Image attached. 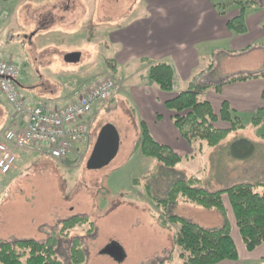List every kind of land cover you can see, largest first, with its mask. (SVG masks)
<instances>
[{
    "label": "rangeland",
    "instance_id": "rangeland-1",
    "mask_svg": "<svg viewBox=\"0 0 264 264\" xmlns=\"http://www.w3.org/2000/svg\"><path fill=\"white\" fill-rule=\"evenodd\" d=\"M144 1L147 0H0V58L20 66L18 82L22 78L23 87L31 86L45 100L56 97L54 102L59 106L99 80L110 79L116 86L111 100L92 114L90 137L78 144L68 158L52 160L41 154L47 153L46 149L30 157L23 152L18 168L8 176H0V243L53 238L57 243L55 257L64 264H74L70 257L74 242H79L85 252L82 264H181L183 251L176 242L179 225L171 223L169 216L176 215L208 230L221 228L228 219L240 264H257L262 260L261 250L243 259L245 247L227 199L226 216L182 199L167 214L156 206L155 200L165 199L175 182L190 176L199 179V186L209 192L235 184L264 182V124L255 126L251 114H239L245 129L231 133L219 146L208 148L200 143L190 145L181 138L178 142V132L168 117L157 125L153 123L151 113L159 106L144 92L139 97L138 90L146 87L141 61L125 57L116 60L114 44L105 31L112 32L121 20L126 23L130 18H143L149 11ZM217 1L234 12L239 9L237 3L249 4L253 24L264 11V0ZM263 29L255 30L248 38L256 51L236 53L229 65L216 52L226 49L225 45L212 47L210 55L214 57L204 64L205 69L214 65L212 80L249 74L255 69L264 72V54L258 49L264 45V40L259 39ZM73 53L81 54L80 61L67 63L65 57ZM251 64L256 65L250 68ZM130 73L132 80L118 83L129 79ZM215 84L219 83L210 85ZM200 98L206 100L207 95ZM218 102L213 104L217 111ZM143 120L157 142L182 157L176 167L166 168L136 150ZM106 124L114 125L120 134L118 156L101 170H88L87 161ZM238 138L259 146L246 163L228 160L230 145ZM72 217H88L90 222L62 236L61 223ZM113 244L122 249L121 259L105 253Z\"/></svg>",
    "mask_w": 264,
    "mask_h": 264
},
{
    "label": "trees",
    "instance_id": "trees-1",
    "mask_svg": "<svg viewBox=\"0 0 264 264\" xmlns=\"http://www.w3.org/2000/svg\"><path fill=\"white\" fill-rule=\"evenodd\" d=\"M246 4L237 3L239 14L227 24L236 34L247 33L246 11L249 4L247 6ZM216 6L221 14H225L228 9L227 5ZM144 62L149 67L148 82L163 92H173L176 77L174 67L167 62ZM253 78H264V72L255 76H235L215 85L206 84L202 87L189 88L169 100L166 106L173 114V124L179 137L190 145L200 143L201 147L215 148L231 133L245 129L246 125L229 102L223 101L216 112L210 101L201 100L200 97L201 93L208 89L219 94L226 84ZM251 123L255 126L264 124V108L251 115ZM141 125L142 133L136 150L147 158L156 159L166 168L176 167L182 161V157L171 147L157 142L144 122ZM255 150L254 142L238 138L230 145L229 157L236 161H247L254 156ZM200 182L193 176L175 182L165 199L155 200L156 206L167 214L169 209L182 199L185 203L205 210H215L226 216L229 204L246 251L252 253L264 244V182L235 184L216 192L205 190L199 186ZM168 220L179 225L176 242L183 251L180 255L181 264H221L226 261H239V253L228 219L221 228L212 230L204 229L176 215L169 216ZM88 222H90L88 217H72L61 223L60 234L69 236L78 225ZM91 232L92 229L90 234ZM56 244L53 238L45 241L17 240L0 243V264H64L55 257ZM70 257L74 264L85 262V252L79 242L72 244ZM257 264H264V259Z\"/></svg>",
    "mask_w": 264,
    "mask_h": 264
},
{
    "label": "crops",
    "instance_id": "crops-1",
    "mask_svg": "<svg viewBox=\"0 0 264 264\" xmlns=\"http://www.w3.org/2000/svg\"><path fill=\"white\" fill-rule=\"evenodd\" d=\"M144 3L149 11L143 18H134L133 20L130 18L126 23L121 20L119 24L116 25V28L114 27L111 29L112 32H108L105 29L103 30L106 31V36H108L109 40L114 44L115 52L117 53L116 60L125 57L130 61H141L144 73H142V75H144L146 87L138 90L139 97H141V93L144 92L149 96L148 98L153 97L156 104L159 106L158 109L153 110L152 113L150 112L151 115L154 116L155 121L153 123L157 125L168 117L172 124L173 114L166 106L169 100L187 91L189 88L202 87L206 85V82H210L209 84L223 83L233 78V76H227L222 80L215 81L216 77H214L212 80L211 76L213 74L214 65H210L208 66L209 68L206 69L204 68V64H207V62L214 57V55H210L212 47L218 44L225 45L226 49L222 47L223 50L217 49L216 52L223 55L226 65L230 64L229 59H232L236 53L246 54L251 50L256 51L255 44L248 38L255 30L263 29L264 11L260 14V16H262L260 20L256 19L253 24L251 23L252 18L251 15L248 14L249 10L247 9V33L240 35L232 32L227 26L228 21L238 15L239 9L234 12L233 10L230 11L228 8L224 12L225 14H221L216 5L226 4H220L217 0H147L144 1ZM259 39L260 41L264 40V33ZM137 49L141 51L136 53ZM258 49L264 54L263 44H261ZM144 61L167 62L174 67L176 77L173 92H163L148 82L147 73L149 67ZM252 65L256 64H251L250 68L253 67ZM249 71V74H243L242 72L239 76H255L263 72L256 69ZM134 75L137 76L140 75V73ZM128 76L129 79L122 77L123 79L118 83L132 80L130 77L133 76V73H130ZM21 79L19 81V86L27 105H47L49 108H56L62 107L69 103V101L79 97L70 98L68 102L65 101L62 105L58 106V103L54 102L57 100L56 97L45 100V98L39 96L31 86L23 87ZM100 81L101 80L93 83L91 86L87 87L85 91L89 90ZM118 90H120V88H118ZM201 95H207L206 100L210 101L212 105L214 102L219 101L218 104L220 103V106L218 109H220L223 101H227L237 114L245 113L252 115L258 109L264 108V78H253L247 81L226 84L219 94L212 89H208L207 91H203ZM214 110L217 112L215 108ZM160 112H163L162 115L159 114ZM16 118V114L11 106L0 95V133L10 127L18 128L19 125L21 126L23 122L21 124ZM143 122L146 124L149 131H151L149 124L144 120ZM170 131L175 137L174 129L172 128ZM176 140L180 142V137H177ZM255 146V151H257L259 146L257 144H255ZM45 149V147L33 145L20 152L19 160L14 170L18 168V164L23 159L21 158L23 152L27 153L30 157L34 152H41V150L44 152ZM41 154L48 157L47 153L41 152ZM227 154L228 160L234 162V159L229 157V153ZM247 161L241 162L246 163ZM258 250H261L259 251L261 252L259 258L264 259V244L259 246L252 253L244 249L243 259H250ZM233 262L234 261H226L221 264H240L241 257L239 256L238 262Z\"/></svg>",
    "mask_w": 264,
    "mask_h": 264
},
{
    "label": "built area",
    "instance_id": "built-area-1",
    "mask_svg": "<svg viewBox=\"0 0 264 264\" xmlns=\"http://www.w3.org/2000/svg\"><path fill=\"white\" fill-rule=\"evenodd\" d=\"M20 73L19 65L0 58V95L23 122L0 133V176L9 175L19 153L33 145L45 147L52 160L68 158L90 137L92 114L111 100L116 89L112 80L104 79L62 107L27 105L18 84Z\"/></svg>",
    "mask_w": 264,
    "mask_h": 264
},
{
    "label": "water",
    "instance_id": "water-1",
    "mask_svg": "<svg viewBox=\"0 0 264 264\" xmlns=\"http://www.w3.org/2000/svg\"><path fill=\"white\" fill-rule=\"evenodd\" d=\"M81 59V54L73 53L65 57L67 63H76ZM121 137L117 128L112 124L102 127L93 147L92 153L87 161V169L91 171L101 170L109 166L118 156ZM105 253L122 258V249L113 244L105 249Z\"/></svg>",
    "mask_w": 264,
    "mask_h": 264
}]
</instances>
